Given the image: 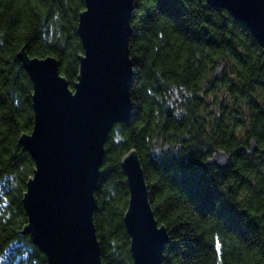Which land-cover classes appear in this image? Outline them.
Wrapping results in <instances>:
<instances>
[{"label": "trees", "instance_id": "obj_1", "mask_svg": "<svg viewBox=\"0 0 264 264\" xmlns=\"http://www.w3.org/2000/svg\"><path fill=\"white\" fill-rule=\"evenodd\" d=\"M84 7V0H0V264H47L22 233L35 165L18 141L32 129L33 110L17 53L25 46L31 57L54 56L72 87ZM130 26L132 113L108 133L94 192L102 264H133L121 166L132 149L169 234L161 264H264V50L206 0H133ZM175 90L182 101L171 108ZM219 148L229 155L226 169L206 162Z\"/></svg>", "mask_w": 264, "mask_h": 264}, {"label": "water", "instance_id": "obj_2", "mask_svg": "<svg viewBox=\"0 0 264 264\" xmlns=\"http://www.w3.org/2000/svg\"><path fill=\"white\" fill-rule=\"evenodd\" d=\"M246 26L264 50V0H206ZM77 34L83 53L77 80L70 87L54 56L17 53L32 84L33 126L19 143L34 162L22 203L28 234L47 264H102L93 221L95 188L100 177L104 144L116 122L132 113L133 78L129 37L133 0H84ZM223 64L216 69L220 74ZM180 100L177 90L171 101ZM169 144L163 146L168 150ZM256 149L250 142L249 155ZM229 155L215 149L209 166L226 169ZM128 187L123 223L133 264H161L169 241L149 200L148 185L137 152L121 162Z\"/></svg>", "mask_w": 264, "mask_h": 264}, {"label": "flooded vegetation", "instance_id": "obj_3", "mask_svg": "<svg viewBox=\"0 0 264 264\" xmlns=\"http://www.w3.org/2000/svg\"><path fill=\"white\" fill-rule=\"evenodd\" d=\"M178 95H179V94H178ZM173 96H174V94H173ZM173 96H172V97H173ZM172 97H171L170 100H169V105H170L171 108H173L174 105L181 103V101H182V99H181L180 96H179V97H180V100H177V99H176V101H171ZM211 154H212V153H211ZM211 154H210V155H211ZM210 155H209V156H210Z\"/></svg>", "mask_w": 264, "mask_h": 264}]
</instances>
